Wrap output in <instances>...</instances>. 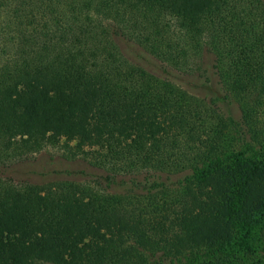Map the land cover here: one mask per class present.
<instances>
[{
  "label": "trees",
  "instance_id": "1",
  "mask_svg": "<svg viewBox=\"0 0 264 264\" xmlns=\"http://www.w3.org/2000/svg\"><path fill=\"white\" fill-rule=\"evenodd\" d=\"M3 1L0 264H264V0ZM60 142L95 172L23 179Z\"/></svg>",
  "mask_w": 264,
  "mask_h": 264
},
{
  "label": "rangeland",
  "instance_id": "2",
  "mask_svg": "<svg viewBox=\"0 0 264 264\" xmlns=\"http://www.w3.org/2000/svg\"><path fill=\"white\" fill-rule=\"evenodd\" d=\"M5 2V0L3 1ZM3 13V12H2ZM199 63L202 68V73L206 72L207 81L203 82V79H199L198 83L195 80V86L187 87V91L191 94L200 96V97H209L218 94L219 88L215 82V76L213 75L211 65H212V57L210 53H205L202 55ZM147 61V59H145ZM150 64L154 65L152 67L155 72L159 73V64L156 60L151 59ZM148 64V65H150ZM145 64V66H148ZM174 77L177 74L173 73ZM191 82H193L191 80ZM197 84V85H196ZM218 92V93H217ZM221 103V102H220ZM223 108H230L231 114L237 117V110L233 104H224L221 103ZM25 160L28 162L27 171L20 170L24 172V178L28 182L32 184H46L53 182L55 180H75V181H82L84 178L83 171L88 172H95L94 169L91 167L89 168L87 162L84 161L82 157H77L75 161H68L67 160V153L66 149L62 146V142H60L56 146H46L43 150L37 153L29 154ZM55 171V172H54ZM93 171V172H92ZM158 179L164 180V182L168 183L170 180L164 175L158 176ZM19 180V179H18ZM132 188L130 181H124L119 185L114 186L111 190L115 193H125L131 190ZM235 254V253H233ZM260 254H251L247 253L244 255V258L241 254H235L234 258L232 259V264H251L255 262L257 259L260 258ZM228 257L223 256L220 259H215L212 264H223L222 262H226L225 260ZM231 258V256H230ZM229 259V258H228Z\"/></svg>",
  "mask_w": 264,
  "mask_h": 264
}]
</instances>
